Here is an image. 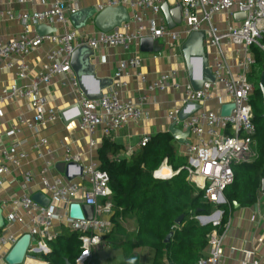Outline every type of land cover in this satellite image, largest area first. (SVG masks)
<instances>
[{
	"label": "built area",
	"instance_id": "obj_1",
	"mask_svg": "<svg viewBox=\"0 0 264 264\" xmlns=\"http://www.w3.org/2000/svg\"><path fill=\"white\" fill-rule=\"evenodd\" d=\"M15 1L26 4L36 0ZM163 2L164 0H102L94 7L96 13L107 7L120 6L129 11L128 22H123L107 32L95 30L92 19L82 29L72 26L69 16L79 10L77 1L67 3L66 0H52L43 9L30 14L25 11L14 13L0 10V19L17 20L23 26V32L18 36L6 41L0 40L1 66L14 68L16 80L27 78L29 68L25 57L43 42L50 44L37 80L31 81L29 87L14 81L2 88L0 117L3 115L4 99L31 98L32 118L20 120L19 124L39 135L45 126L54 123L58 117L56 110L45 106V100L39 93V85L48 84L55 75H62L64 76L62 84L79 94L77 105L80 113L78 111L76 113L79 114L78 129L91 136L101 127L103 134L108 136L111 131L129 122H136L142 117V110L138 104L119 96V91L126 86L125 69L127 66H137V59L121 61L117 65L112 84L102 91L100 98L88 99L81 93L71 68V57L75 49L81 45L93 50L100 47L127 49L144 36L154 41L164 40L169 48H173L180 44L183 35L187 37L191 32L207 34L206 46L208 50L211 49L210 59L207 61L208 68L215 78L213 82H204L201 88L193 90L189 83L182 85L176 81V71L171 69L161 73L156 80L147 85V90L164 92L170 89L180 92V98L175 102L168 118L182 131H188L187 142L179 144V154L187 159V164L181 168L187 172V180L202 194L203 200L215 208L225 203L223 190L233 181L232 167L239 163L250 162L255 157L252 147L255 146L256 126L250 102L253 85L248 80V73L255 62L251 49L255 47L264 52V0H181L180 9L185 26L183 31L168 28L158 19ZM147 12L150 15L148 18L145 15ZM235 13L244 14V18L235 21L234 24L227 23L222 28L214 22V17L218 14H227L233 19ZM40 24L50 27L59 26L60 29L43 36L32 34L31 28ZM224 42L241 46L242 57L236 63L238 69L236 73L231 71L224 58L221 47ZM15 59L17 62L14 61ZM138 76L144 81L140 73ZM217 89H221L228 98V103L233 104L228 116L220 114V108L225 103L220 104L216 109L201 108V104L213 98V91ZM193 104L200 107L191 112L194 108ZM183 108L185 112H189V115L180 120L179 111ZM13 130L16 133L20 132L18 127H13ZM148 140V137L142 138L139 147H143ZM45 143L46 138L40 136L32 145L39 156ZM23 144V141L16 142L13 148ZM89 145L93 147L94 142L90 140ZM26 156L24 151L10 154L5 148L0 147V186L3 184V176L13 167H18ZM76 160V156L69 154L64 156V161L68 164ZM49 165V162H45L39 172L42 188L40 192L49 198L46 206L33 201L28 194L2 200L0 205H8L13 209L8 216L9 223L16 222L18 218L16 210H20L26 218L25 233L29 234L30 239L25 257L35 250L47 253V244L56 236L54 226L60 223L70 230L81 232L79 239L82 253L76 262L83 264L91 256L92 250L103 243L102 236L112 226L110 218L114 211L108 174L95 162L90 161L81 168L78 176L81 182L87 184L83 187L81 183L72 181L64 183L62 178H52L48 175ZM162 166L168 167L166 159L152 172L154 179L164 180L157 174ZM168 168L171 171L168 178L179 171ZM32 180L33 174L30 171L24 172L23 188H26ZM80 190H82L83 204L92 208L91 219H72L68 213L62 215L57 211L52 203L54 200L68 208ZM192 218L199 225L210 224L213 227L207 235L206 252L196 264H222L221 245L227 225L223 223V211L215 208L211 214H196ZM18 238L19 236L0 228V264H7L4 260L5 255ZM247 255L249 258L239 264H262L253 257L252 252H247Z\"/></svg>",
	"mask_w": 264,
	"mask_h": 264
},
{
	"label": "crops",
	"instance_id": "obj_2",
	"mask_svg": "<svg viewBox=\"0 0 264 264\" xmlns=\"http://www.w3.org/2000/svg\"><path fill=\"white\" fill-rule=\"evenodd\" d=\"M52 0H36L32 3L19 4L15 0H0V10L11 11L14 13L25 11L32 13L46 7ZM67 3L77 1L79 9L87 7H95L102 0H66ZM181 0H164L168 9L171 12V20L175 24L173 29L183 31L185 29L182 14L180 9ZM128 15L129 11L127 10ZM148 18L149 13H145ZM158 19L165 23L163 14L158 16ZM235 19H231L227 14H218L214 17V22L219 27H224L227 23L234 24ZM166 24V23H165ZM34 26L31 28V33H36ZM56 30L59 26L54 27ZM96 30V28H95ZM23 32V26L17 20H9L6 18L0 19V40L6 41L9 38L16 37ZM203 34V45L207 60L210 59L211 49L206 46L207 34ZM147 37V36H144ZM143 37V38H144ZM141 38V39H143ZM140 40L132 43L127 49L121 47H100L94 50V55L91 58V63L95 68L97 78H111L114 80L117 65L121 61H127L130 58L137 59V66H127L125 71V88L119 91V96L122 99H129L138 104L142 110V117L136 122H129L124 126L111 131L108 136L102 132L99 127L93 135L78 129L76 116L79 94L74 92L67 85H63L64 76L55 75L51 78L48 84L39 85V93L45 100V106L57 111V120L45 126L39 133L34 132L24 125L19 124L20 120H29L32 118V99L31 98H11L4 99L2 102L3 115L0 117V147L5 148L8 153L16 154L18 151L26 152L27 156L21 161L18 167H13L9 173L3 176V184L0 186V201L10 200L12 198L28 194L33 195L41 191L39 172L49 162L48 175L62 178L64 183L72 181L81 183L83 187L87 184L81 182L78 178V167L86 166L90 161L95 162L100 166L98 159L99 150L101 149L104 140L112 143L116 149L113 156L115 159H128L140 147L139 143L144 137H153L159 133H169L168 128L172 122L168 118L175 106V102L180 98V92L167 89L164 92L157 90L149 92L147 85L156 80L158 76L167 71H176V81L184 85L188 82V75L185 67V62L181 52V45L186 39L183 35L178 46L169 48L164 40L153 41L150 51H143L140 46ZM224 58L229 64L231 71L236 72V63L242 57L241 46L233 45L229 42H224L222 45ZM50 48L48 42H43L34 51L25 57L28 65L27 78L23 80L15 79L14 68H3L0 63V96L2 88L12 82H17L20 85L29 87L30 82L37 80L41 74L42 64L45 62V54ZM253 55V54H252ZM17 62V60H14ZM144 77L141 81L138 74ZM83 86L88 92H95L97 83L91 77L83 79ZM228 98L224 95L221 89L213 91V98L201 104L202 109H216L220 104H227ZM13 127L20 129L19 133L13 130ZM176 127H178L176 125ZM46 138L45 145L41 148V156L32 148L34 141L38 137ZM90 140L94 142L93 147L89 145ZM23 141L24 144L18 148H13L16 142ZM176 154H179L180 146L172 139ZM65 154L76 156L77 160L68 165L64 161ZM167 163V161H166ZM57 164L67 166L68 179L63 172L56 169ZM162 164V163H161ZM170 167L169 165H167ZM171 168V167H170ZM168 169V168H167ZM169 170V169H168ZM172 171H174L171 168ZM30 171L33 174V180L26 188L22 186V174ZM262 183V182H261ZM74 202L83 204L82 190L74 197ZM53 205L62 215L68 213V208L61 202L54 200ZM1 217L3 225L0 227L8 233H13L16 236H21L26 232V218L20 210H16L18 216L16 222L9 223L8 216L13 209L8 205L1 206ZM223 223H227L225 227V236L221 245V262L222 264H239L249 258L247 252H252L253 257L264 264V193L260 190L256 193L254 201L247 206H233L228 208L227 218ZM122 227L125 229L127 236L133 239L137 233L136 219L126 218L121 221ZM60 223L55 224L54 232L59 234ZM49 251V244L46 246ZM207 247L203 250L206 252ZM46 250V249H45ZM8 253V252H7ZM46 254L39 251H31L25 257L23 264L27 261L35 264H45L46 262L39 258V254ZM92 255L97 256L98 264H122L123 255L119 248L106 245L104 242L92 250ZM139 257L138 264H150L153 252L149 248H139L135 250ZM75 260L74 264H79Z\"/></svg>",
	"mask_w": 264,
	"mask_h": 264
},
{
	"label": "trees",
	"instance_id": "obj_3",
	"mask_svg": "<svg viewBox=\"0 0 264 264\" xmlns=\"http://www.w3.org/2000/svg\"><path fill=\"white\" fill-rule=\"evenodd\" d=\"M254 65L264 72V54L252 48ZM253 120L256 126L255 157L250 162L236 164L233 181L223 190L225 210L234 203L250 205L264 180V98L259 88L253 86ZM115 147L104 140L99 150V168L109 177L112 191L113 214L111 229L102 236L103 242L122 251V264H138L136 249L149 248L153 252L150 264H196L207 246V235L212 230L210 224L199 225L192 216L209 214L213 208L206 203L202 194L187 180V172L182 169L187 159L176 154L169 133H159L128 159H115ZM166 159L174 171L168 179L152 177ZM181 223H174L178 216ZM135 218L137 233L130 239L121 221ZM81 232L61 226L60 232L48 244L49 251L38 256L47 264H74L81 255ZM83 264H98L97 256L91 255Z\"/></svg>",
	"mask_w": 264,
	"mask_h": 264
},
{
	"label": "water",
	"instance_id": "obj_4",
	"mask_svg": "<svg viewBox=\"0 0 264 264\" xmlns=\"http://www.w3.org/2000/svg\"><path fill=\"white\" fill-rule=\"evenodd\" d=\"M161 13L165 19V23L168 28H174L175 24L171 20V12L168 9L166 3H162L160 7ZM236 21L244 18V14L235 13L233 15ZM92 19L94 27L103 32L112 30L114 27L121 25L123 22L129 21V15L125 7H107L102 11L96 13L95 8L87 7L77 10L75 13L69 16V20L72 26L76 29H82L86 23ZM36 33L39 36H43L47 33L55 31L54 27L47 25H37L35 27ZM203 34L200 32H191L184 42L181 45V52L185 62V67L188 75V82L191 85L193 90L201 88V85L204 82H213L214 75H212L210 69L208 68V61L206 53L204 51L203 45ZM153 41L150 37H144L140 41V46L143 51H150L152 49ZM94 55V50L81 45L75 49L71 57V68L75 73V76L78 81V87L81 93L88 99H98L100 98L102 91L108 88L112 84L111 78H97L95 74V68L91 63V58ZM85 77H91L96 83L97 88L95 92H88L83 86V79ZM259 89L262 93V98H264V74L261 75L259 81ZM192 105V104H190ZM194 108L191 112L198 109L200 106L193 104ZM77 108L78 113H80L79 106H74ZM233 109L232 103H227L221 106L220 114L221 116H228L230 111ZM189 115V112H185V108L179 111V119L182 120ZM79 114L74 116L78 118ZM168 132L172 139H174L178 144H184L187 142L186 137L188 136V131H182L180 128L176 127L174 124H171L168 128ZM68 165H73L72 163ZM67 165V166H68ZM67 166L63 164H57L56 169L59 172H63L64 175L71 179L72 176H68ZM80 175L81 168L78 167ZM261 192L264 193V180L261 183ZM32 200L37 202L42 206H46L49 203V198L46 197L41 192H37L31 196ZM234 206H237L234 203ZM68 216L72 219L82 220L91 219L92 217V208L89 205L81 204L79 202H72L68 207ZM182 216H178L174 223L179 225L181 223ZM3 225L1 217V208H0V227ZM29 234L24 233L21 235L15 244L10 248L8 253L5 255V262L7 264H22L26 255V251L29 244Z\"/></svg>",
	"mask_w": 264,
	"mask_h": 264
},
{
	"label": "rangeland",
	"instance_id": "obj_5",
	"mask_svg": "<svg viewBox=\"0 0 264 264\" xmlns=\"http://www.w3.org/2000/svg\"><path fill=\"white\" fill-rule=\"evenodd\" d=\"M254 48V47H253ZM262 54H264V52L261 51ZM236 73V72H235ZM234 73V74H235ZM264 74V72L260 71L258 69V67L256 65H253L250 69V72L248 73V80L249 82H251V84L255 87V88H259V81H260V78H261V75ZM253 97V95H252ZM251 104H252V98H251ZM252 151L254 152L255 151V146L252 147ZM186 164H187V161H186ZM215 208H218L220 210H225V206L224 204H219L217 205ZM215 208H212L211 209V213H213V211L215 210ZM93 253L91 252V255ZM27 258H30V255H27Z\"/></svg>",
	"mask_w": 264,
	"mask_h": 264
},
{
	"label": "bare ground",
	"instance_id": "obj_6",
	"mask_svg": "<svg viewBox=\"0 0 264 264\" xmlns=\"http://www.w3.org/2000/svg\"><path fill=\"white\" fill-rule=\"evenodd\" d=\"M168 167L162 166V168L157 173L161 178L165 179L168 178L171 175L170 169H167ZM26 264H35L34 262L27 261Z\"/></svg>",
	"mask_w": 264,
	"mask_h": 264
}]
</instances>
